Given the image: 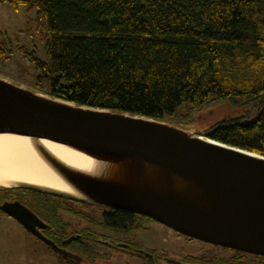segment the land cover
<instances>
[{
  "label": "trees",
  "instance_id": "1",
  "mask_svg": "<svg viewBox=\"0 0 264 264\" xmlns=\"http://www.w3.org/2000/svg\"><path fill=\"white\" fill-rule=\"evenodd\" d=\"M1 4L38 10L28 32L40 35L45 58L17 47L38 70L33 91L44 94L41 90L48 84L50 92L44 95L52 98L164 122L180 111L191 116L214 100L228 101L236 111L252 106L255 112L243 110L196 134L264 156V0ZM11 45L0 31V60L14 57ZM106 223L124 229L133 223V214L114 211L106 215ZM234 252L228 264L264 262V257Z\"/></svg>",
  "mask_w": 264,
  "mask_h": 264
},
{
  "label": "water",
  "instance_id": "2",
  "mask_svg": "<svg viewBox=\"0 0 264 264\" xmlns=\"http://www.w3.org/2000/svg\"><path fill=\"white\" fill-rule=\"evenodd\" d=\"M196 133L78 106L0 78V134L49 141L99 163L98 174H87L36 146L74 193L22 182L0 188L143 216L187 238L264 257V156ZM0 209L56 248L36 231L42 223L34 214L17 204Z\"/></svg>",
  "mask_w": 264,
  "mask_h": 264
},
{
  "label": "rangeland",
  "instance_id": "3",
  "mask_svg": "<svg viewBox=\"0 0 264 264\" xmlns=\"http://www.w3.org/2000/svg\"><path fill=\"white\" fill-rule=\"evenodd\" d=\"M37 14V8H29L26 4L17 8L9 4L0 5V31L3 32L6 41L16 50L11 60H0V78L31 90H34L33 83L38 70L18 52L17 47L33 52L40 60L45 58L46 49L40 35L35 30L32 33L28 32V22L29 20L34 21ZM49 90V85L44 84L41 91L48 94ZM243 110L255 112L252 106ZM243 110L236 111L228 101L214 100L191 116L186 111H180L178 116L167 119V121L190 131L202 133L220 121L242 115ZM84 213L93 220L92 222L101 221V209L86 207ZM65 219L74 225L83 223L78 217L67 218L65 216ZM122 238L125 237L122 235ZM134 241L141 247L157 250L175 260H182L189 256L197 258L206 256L227 263L228 259L235 254L232 250H225L199 240H188L172 229L162 228V226L154 227L147 233L137 231ZM100 249L103 250V248ZM247 259L251 260L250 257ZM145 261V258L130 253L120 255L113 253L104 264H142ZM261 263L264 262L261 261ZM0 264H60V262L50 254L45 246H38L20 224L0 212ZM99 264L102 263L99 262Z\"/></svg>",
  "mask_w": 264,
  "mask_h": 264
},
{
  "label": "flooded vegetation",
  "instance_id": "4",
  "mask_svg": "<svg viewBox=\"0 0 264 264\" xmlns=\"http://www.w3.org/2000/svg\"><path fill=\"white\" fill-rule=\"evenodd\" d=\"M49 196L51 195H34L21 188H0V207L6 203L17 204L23 210L34 214L42 223V226L36 228V231L53 242L56 248L48 245L20 225L29 234L30 238L34 239L38 246H45L50 254L58 259L60 264H99V262L104 264L113 253L117 255L130 253L145 258L146 261L142 264H160L159 262L173 264L174 261L180 264H203L199 262L200 260L195 261L194 258L197 257L189 256L182 260H175L157 250H149L147 247L139 246L134 241L137 231L147 233L157 226L166 227L151 219L133 215V223L128 224L124 229L114 228L108 226L106 223V215H111L114 210L89 206L70 200L60 201L58 200L59 197ZM86 207L101 209V221L92 222L93 220L89 219L84 213ZM0 212L14 220L1 209ZM65 216L67 218H81L83 223L74 225L70 221H67ZM177 234L180 235L179 233ZM122 235L125 238H122ZM70 238H73V240L67 242ZM185 238L192 240L187 237ZM100 248H103V250ZM110 250L111 252H109ZM202 258L209 261L207 264L219 261L206 256L198 257V259Z\"/></svg>",
  "mask_w": 264,
  "mask_h": 264
},
{
  "label": "bare ground",
  "instance_id": "5",
  "mask_svg": "<svg viewBox=\"0 0 264 264\" xmlns=\"http://www.w3.org/2000/svg\"><path fill=\"white\" fill-rule=\"evenodd\" d=\"M36 146H42L74 169L87 174L99 173V163L78 151L49 141L0 134V187H10L12 183L22 182L74 193L38 156Z\"/></svg>",
  "mask_w": 264,
  "mask_h": 264
}]
</instances>
